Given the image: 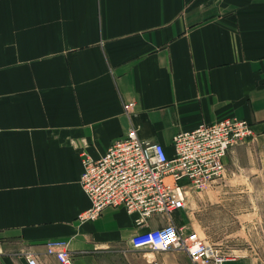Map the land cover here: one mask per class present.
Wrapping results in <instances>:
<instances>
[{
  "label": "crops",
  "instance_id": "0c3cea01",
  "mask_svg": "<svg viewBox=\"0 0 264 264\" xmlns=\"http://www.w3.org/2000/svg\"><path fill=\"white\" fill-rule=\"evenodd\" d=\"M0 26L14 44L8 65L21 62L0 115V264H63L47 253L53 240L72 264H192L181 249L133 248L165 216L137 226L110 206L79 220L91 206L80 154L100 157L132 126L170 155L173 136L201 123L264 130V0H0Z\"/></svg>",
  "mask_w": 264,
  "mask_h": 264
},
{
  "label": "built area",
  "instance_id": "2783aa9c",
  "mask_svg": "<svg viewBox=\"0 0 264 264\" xmlns=\"http://www.w3.org/2000/svg\"><path fill=\"white\" fill-rule=\"evenodd\" d=\"M133 102L124 104L129 111ZM252 122L238 117L201 123L193 130L173 136L174 153L170 155L159 141L142 139L132 126L115 139L98 158L82 153L84 170L81 184L91 206L78 215L79 220H94L106 207H123L135 214L134 222L142 226L156 215L168 223L131 238L133 248L185 251L192 264H224L226 256L196 231H186L174 221V213L185 207L188 191L209 186L223 179L226 158L234 146L253 138ZM47 253L63 264H72V252L66 242L47 243ZM28 264H40L27 255Z\"/></svg>",
  "mask_w": 264,
  "mask_h": 264
},
{
  "label": "rangeland",
  "instance_id": "374dc122",
  "mask_svg": "<svg viewBox=\"0 0 264 264\" xmlns=\"http://www.w3.org/2000/svg\"><path fill=\"white\" fill-rule=\"evenodd\" d=\"M5 31L7 27L0 26V115H9L12 109L8 103L16 96L12 85L20 62L8 65L6 52L14 50V44L4 41ZM29 93L37 98L43 94L39 89ZM45 99L54 101L49 96ZM179 213L186 231H196L226 258L251 257L264 264V130L234 146L226 158L223 179L190 189Z\"/></svg>",
  "mask_w": 264,
  "mask_h": 264
}]
</instances>
